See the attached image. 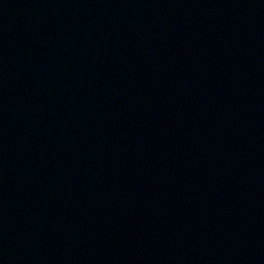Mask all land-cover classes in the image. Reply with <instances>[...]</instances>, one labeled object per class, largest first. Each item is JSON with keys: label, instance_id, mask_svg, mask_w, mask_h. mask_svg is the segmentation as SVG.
I'll list each match as a JSON object with an SVG mask.
<instances>
[{"label": "water", "instance_id": "obj_1", "mask_svg": "<svg viewBox=\"0 0 264 264\" xmlns=\"http://www.w3.org/2000/svg\"><path fill=\"white\" fill-rule=\"evenodd\" d=\"M0 264H264V0H0Z\"/></svg>", "mask_w": 264, "mask_h": 264}]
</instances>
